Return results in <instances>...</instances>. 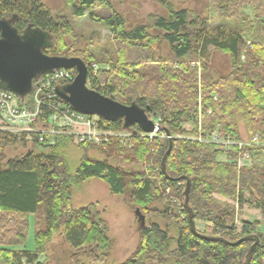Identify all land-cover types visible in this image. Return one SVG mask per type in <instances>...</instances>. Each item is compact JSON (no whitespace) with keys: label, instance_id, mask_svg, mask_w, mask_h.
Segmentation results:
<instances>
[{"label":"trees","instance_id":"16d2710c","mask_svg":"<svg viewBox=\"0 0 264 264\" xmlns=\"http://www.w3.org/2000/svg\"><path fill=\"white\" fill-rule=\"evenodd\" d=\"M210 1L219 10L216 18H201L188 9L169 7L168 16L152 15L149 24L129 30L124 16L110 0H64L74 20L87 16L109 30L118 45L106 62L111 70L96 77L88 74L87 86L123 105L138 106L150 118H159L163 132L168 131L172 139L151 142L140 138L143 131L137 125L128 130L123 120L108 122L100 118V129L132 132L133 136L123 143L111 137L108 144L82 146L111 152L125 163L152 162L159 170L150 169L147 174L127 171L108 160L83 159L72 171L64 153V145L73 141L72 136L58 135L55 146L49 148L34 140L25 155L4 161L7 146L27 145L26 134L0 130V264L35 263L60 228H64V239L76 254L84 252L91 258L89 264H111L113 240L108 221L96 204L80 209L73 206L74 185L93 179L105 182L112 195L125 196L127 205L139 209L146 218L153 215L166 221L162 225L154 220L141 228L137 250L122 264H245L253 242L229 246L193 233L184 206L188 184L195 222L212 224L202 234L232 243L256 235L260 243L250 264H264V233L259 231L262 223L245 222L242 232L235 235L236 207L215 197L242 204L249 194L264 218V0ZM247 6L254 8V16L241 12ZM97 8L99 12H95ZM0 20L9 22L22 37L36 31L43 33L45 55L74 57L69 55L64 40L73 32L71 20L54 16L40 0H0ZM152 30L160 33L153 35ZM163 42L170 47L172 61H157L153 56L155 47ZM213 51L229 55L231 64L230 73L215 81L204 74ZM78 58L90 66L86 55ZM193 63L200 64V71ZM70 70L77 75L75 69ZM47 74L37 77L32 94L25 99L31 109L30 99ZM103 76L107 77L105 82ZM66 86L61 83L56 87ZM3 90L0 80V92ZM49 114L41 118L44 126ZM239 118L245 123L251 143L244 149L254 159L250 167L236 163L238 148L228 152L231 162L223 163L217 161L223 154L218 145L196 140L202 128L206 133L220 131L243 141ZM188 123L193 124L192 131L184 128ZM256 137L258 142L254 143ZM133 143V149L126 148ZM170 147L164 174L162 161ZM31 215L35 218V251L11 249L26 244Z\"/></svg>","mask_w":264,"mask_h":264},{"label":"rangeland","instance_id":"374dc122","mask_svg":"<svg viewBox=\"0 0 264 264\" xmlns=\"http://www.w3.org/2000/svg\"><path fill=\"white\" fill-rule=\"evenodd\" d=\"M40 1L51 10L54 16H64L71 20L73 32L71 35H66L64 37V40L70 50L69 55H74V57H80L83 54L86 55L89 59L88 63L90 64L88 68L92 71L94 66V68L98 70V75L111 70L110 65L106 62L110 59L112 52L118 49V45L113 41L109 30L103 26L94 24L87 16L74 20L71 16L70 9H68L64 0ZM110 1L114 9L124 16L127 23V29L129 30L133 29L137 25L149 24V18L152 15L168 16L169 7H172L175 10L188 9L201 18H216L219 13V10L211 4L210 0ZM95 12H99V8H97ZM241 12L254 16V8L252 6L245 7ZM151 32L153 35H158L160 33L157 30H152ZM250 42L251 41L249 40V43ZM153 56L157 61L161 59L170 61L173 60V54L170 51V47L165 42L160 43V45L155 47L153 50ZM149 64L152 65L154 63ZM230 70L231 64L229 55L220 51H213L211 59L207 64V70L204 74L212 81H215L219 77L228 75ZM106 78V76H103L102 81L105 82ZM30 102L31 105L34 104L33 99H30ZM151 119L160 126L159 118L151 117ZM238 126L242 140L248 141L249 135L245 123L241 118L238 120ZM0 127H2L1 122ZM184 128L188 131H192L194 126L192 123H188L184 125ZM85 129V127L79 128V126H74L71 129L62 127L58 128L57 126L56 128H50L48 129L50 130V133L46 134L48 137L46 138L45 136V141L42 145L48 148L53 147L56 144V137L58 135L63 134L72 136L73 141H68L66 142V145H64V153L72 171L76 170L83 159H90L94 161L108 160L112 165L120 166L127 171L142 170L147 174H149L150 169H154L155 171L159 170L152 162L144 165L125 163L118 160L111 152L106 153L94 146H82L83 143H79V134L80 132L85 131ZM22 130H24L23 132L26 134L25 140L27 145L19 143L7 146L4 151V161L22 157L29 152V150L33 147L32 141H39L36 136L29 134H31L30 132H33L39 136V132L44 130V122L40 120L33 127H24ZM140 138H148L151 142H155V140L170 139L167 134L163 132V129L161 132H155ZM176 138H183V136L177 135ZM134 146L135 145L133 143L132 145H128L126 148L131 150ZM227 154L228 152H223L222 155L224 158L220 155L217 158V161L223 163L231 162L228 159ZM236 163L239 167H250L254 163V159L253 157H250V159L240 160L238 156ZM171 192L172 191L169 190L167 193L170 194ZM215 197L220 201L228 202L236 207L235 230L233 231L235 235L242 232L245 222H261L262 226L259 231L264 233V218L262 211L256 207L251 195L246 194L244 196V203L242 204L224 199L217 195ZM72 201L75 209L96 204L97 208L102 213L103 218L108 221L109 236L113 240V246L110 250V263L122 264L129 260L139 246L140 227L138 218L135 215L136 209H132L127 205L125 196L112 195L105 182L99 179H93L74 185L72 190ZM174 202H177V200L175 199ZM179 202L180 204H184L183 201L179 200ZM180 210L181 209L178 208L177 212L181 213ZM40 214L43 215V211H41ZM181 216L184 218L183 214H181ZM154 220H158L162 225L166 224V221L163 218L148 215L146 218V225L151 224ZM29 223L30 227L26 244L10 247L11 249L17 251H35V218L33 215L30 216ZM209 226L211 227L212 224L205 223L201 220L196 221V228L201 233H203ZM63 232L64 228H60L53 234L52 240L46 246V253L41 255L33 264H89L91 262V258H89L86 253H75V250L66 243ZM171 236H175L174 229L171 230ZM174 246L175 245H173V247ZM24 264L28 263L25 261Z\"/></svg>","mask_w":264,"mask_h":264},{"label":"water","instance_id":"95a60500","mask_svg":"<svg viewBox=\"0 0 264 264\" xmlns=\"http://www.w3.org/2000/svg\"><path fill=\"white\" fill-rule=\"evenodd\" d=\"M46 43V36L41 32H34L31 35L20 36L9 22L0 20V80L5 90L14 93L23 101L32 94L33 84L41 74L52 73L58 69H75L77 75L74 81L65 88H55V96L70 105L79 113L103 118L108 122L123 120L125 129L131 126H139L143 133L153 134L161 132L162 128L156 124L148 115L147 111L136 105L126 106L113 99L91 90L87 86L89 68L85 62L78 58L49 57L44 54L43 47ZM167 136L172 139L167 131ZM172 147L162 161V171L166 174V160L171 153ZM190 186L185 192V208L189 213L190 226L193 233L199 238L222 242L229 246H238L244 242H253L245 264H250L253 253L260 243L256 235L242 238L237 242H229L224 238L206 236L196 228L193 210L189 204ZM135 215L138 218L139 227H146V217L137 209Z\"/></svg>","mask_w":264,"mask_h":264},{"label":"built area","instance_id":"2783aa9c","mask_svg":"<svg viewBox=\"0 0 264 264\" xmlns=\"http://www.w3.org/2000/svg\"><path fill=\"white\" fill-rule=\"evenodd\" d=\"M245 58L243 57V60ZM192 66L197 67L200 71V64L193 63ZM91 77H96L98 70L94 68L90 71ZM76 75L70 69H58L52 73H48L44 82L33 94V108L28 103L21 104L20 99L12 92L3 90L0 92V122L2 127L0 130L10 133H23L24 127H33L45 116L46 112L50 114L47 117V124L44 130L39 132V143L45 141L46 134L50 133V128H67L85 127V131L79 134V143L89 144H108L111 137H118L123 143L125 139H130L132 132L116 133L113 131L102 130L99 127L100 118L96 116H88L74 110L70 105L58 99L54 90L59 84H71ZM29 102V100H28ZM209 114L212 112L209 111ZM200 119V118H199ZM54 126V127H52ZM131 133V134H130ZM148 134L143 133L141 136ZM201 143L216 144L222 152H234L238 148V156L241 159H250L249 152L245 151V147L251 143L248 141H237L231 136H225L220 131L214 133H206L200 128L199 137L196 139ZM258 138L254 139V143L258 142Z\"/></svg>","mask_w":264,"mask_h":264},{"label":"crops","instance_id":"0c3cea01","mask_svg":"<svg viewBox=\"0 0 264 264\" xmlns=\"http://www.w3.org/2000/svg\"><path fill=\"white\" fill-rule=\"evenodd\" d=\"M230 71H231V70H230ZM221 157H222V158H224V156H223V155H222ZM33 216H34V215H33Z\"/></svg>","mask_w":264,"mask_h":264}]
</instances>
